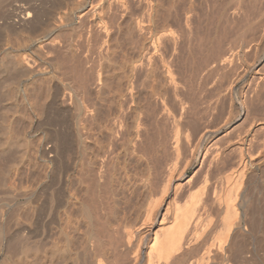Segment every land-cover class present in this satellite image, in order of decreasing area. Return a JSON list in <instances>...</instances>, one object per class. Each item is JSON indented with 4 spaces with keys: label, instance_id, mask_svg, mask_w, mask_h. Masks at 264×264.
Returning a JSON list of instances; mask_svg holds the SVG:
<instances>
[{
    "label": "bare ground",
    "instance_id": "obj_1",
    "mask_svg": "<svg viewBox=\"0 0 264 264\" xmlns=\"http://www.w3.org/2000/svg\"><path fill=\"white\" fill-rule=\"evenodd\" d=\"M126 1L0 0V264H247L252 258L264 264V243L261 247L257 238L259 234L264 236V205L259 203L264 191L261 188L263 192L258 194L259 187L251 188L255 184L249 175L255 172L249 174L248 169V158L252 160L259 154L258 148H264L263 140L257 152L253 147L261 140L255 141L257 136L264 134V102L260 100L264 95L259 92L264 88V75L254 76L255 83L249 81L254 84V95L249 102L246 97H250L252 88L243 93L248 105L243 104L238 113L234 110L236 115L231 102V110L222 112L225 94L231 90L219 92V78L218 92L215 88L212 92L209 86L216 83L210 81L213 73L220 70L225 75L227 67L237 65L233 63L253 46L241 40L237 46L232 44L233 48L227 45L222 49L225 44H220L221 50L218 41L220 50L199 59L203 62L198 72V62L193 65L197 74H192L197 76H185L189 82L198 77V85H193V80L188 84L182 77L186 71L181 74L182 66L177 70L181 64L171 50L182 37L176 35L180 41L174 40L175 34L164 27L170 12L173 14L170 4V12L167 7L164 10L170 17L160 11L167 18L163 19L167 33L158 32L156 38L163 34L166 42L174 41L172 47L162 40L165 48L172 47L171 56L168 54L172 59H164L168 51L161 53L164 84L155 90L161 83L156 81L157 87L151 83L155 102H149V94L147 103L140 104L143 99H137L135 85L137 88L138 82L147 78L142 69L150 68H143L139 59L126 53H121L117 61L109 45L112 31L121 29L118 25L115 29L118 21H112L122 9H134ZM241 2L229 6L230 16L242 15ZM151 9L143 10L149 16ZM245 11L243 16L247 18ZM263 13L252 17L256 18L252 23L259 43L264 37ZM192 15L183 17L184 21L175 17L187 25L194 23ZM131 16L132 38L134 34L144 35L140 32L148 27L145 24L142 29V23H146L142 20L150 16L138 15L142 20ZM175 19L168 27H177L179 20L176 23ZM187 29L179 30L188 36L191 31ZM180 32L179 36L184 35ZM191 34L188 37H193ZM140 36L131 39L140 40ZM133 48V54L137 52L138 56L139 50ZM150 61L155 67V61ZM157 67L160 68L157 65L154 69ZM140 70L144 76L137 82L142 76V71L137 75ZM234 82L230 80L232 88ZM208 89L214 94L207 95ZM106 97L110 100L105 101ZM102 101L109 102L108 110L101 109ZM233 119L239 122L234 129L242 132L235 134L234 126L230 128ZM40 131L46 134L41 136ZM258 165L254 170L264 171V161ZM120 188L129 193L132 201L122 216L115 213ZM217 220L220 226L213 232Z\"/></svg>",
    "mask_w": 264,
    "mask_h": 264
},
{
    "label": "rangeland",
    "instance_id": "obj_2",
    "mask_svg": "<svg viewBox=\"0 0 264 264\" xmlns=\"http://www.w3.org/2000/svg\"><path fill=\"white\" fill-rule=\"evenodd\" d=\"M131 1V2H130ZM136 1V3H133V2H135ZM135 1H133V0H127L126 1V5L128 4V6H130V5H132V7L134 6V9H135V11H134V9L131 11V9L132 8H130V7H128V10H130V13H127L126 14V12H129L127 9H125L124 11H123V9H122V11H121V9H119L121 12H123L124 13V15L122 14L121 16H123L122 17V20L120 21L121 22V24H120V22H119V15L121 14V12H120V14H119V10H117L116 11V15L117 14H119L118 15V18L116 19V17H114V19H116V20H113L112 22H116V21H118V22H116V24H114V26L116 25H118V27H120L121 26V29H117L118 27H114L115 29H117V30H115V31H112V39H110L111 41L109 42V45L112 47V51H111V49L109 50V53H110V51H111V53H112V56L117 60V58L119 59V57H120V55H122L121 53H126L125 55L127 56L128 55V57L130 56V58H131V56H132V58L133 57H136L137 59H139L140 61H141V63H143V65H144V67H143V65H141V69H142V67L143 68H145V66L147 67V68H145V69H149V70H144V69H142L143 71H144V73L146 74L145 76H147V78L146 77H143L144 75L142 74L143 73V71L142 70H140V71H138V74L137 75H141L142 74V76H138V79H140V80H137V82L138 81H141L142 80V78L141 77H143V79H144V81H141V82H138L139 83V85L137 84V88H136V85H135V89H136V92H137V99H140L139 100V102H141V99H143L142 100V102L140 103V104H144V103H147L146 102V99H148V98H150L151 96H154L155 97V94H152V93H154V91L155 90H158V89H160L162 86H163V84H164V82L163 81H161V79H163L162 78V76L165 74V73H163L164 71H163V68H161L162 66V62H161V60H162V57H161V53H165V52H167L168 51V53H165V54H167V55H163V57H164V59L165 60H167V58H168V60H171L172 58L170 57L171 56V53H172V51H170V49L173 47V45H172V43L174 42V41H170L171 42V44L170 43H168V41L166 42V40L164 39V38H162V35H157V38H156V34L158 33V34H160V33H163L162 31H164V33H167L166 31H169V32H171L172 31V33H174L173 35L175 36V38H174V36H173V38H174V40L176 39V40H178V41H180L179 39L182 37V40H183V36L185 35L186 36V34H184V32H187L186 30H188L187 28H189V30L191 31V35H193V37L191 36V37H188V36H190V34L189 33H187V35L188 36H186L185 37V40L184 41H182L181 40V42H176L175 43V46H176V44H177V47H175V48H172L171 50H173L174 52V54L172 53V55L174 56L175 54V56H177V60H176V62H180V64L181 65H178V66H180V67H178V66H176V62H174V64H175V66L177 67V70L178 69H180L181 70V66H182V69L183 70H181L182 72H181V74L182 73H184V71H186L185 73L187 74V75H185V73H184V75L182 76V77H184L185 79H189V77L188 78H186L185 76H188L190 73H191V78H194V76H197V75H193L194 73L195 74H197V72L200 70L199 69V65H201V63L203 62V61H201V60H203L204 58H206L205 56H209V54H208V52H210V54H214V52L216 53V52H218V50H220L221 48H220V44H222V45H224L225 44V46H223V48L222 49H224L225 47H227V45H228V48H229V46H231L230 48H233V47H235V46H237L238 45V43L240 44V42H243V41H241V40H244V42H246L247 41V43L248 42H250L251 43V46H253V47H251L250 48V50H248V51H246L243 55L244 56H242V58L241 59H239V61L237 62V61H235L233 64H237V65H234V67H233V65H231L230 66V69H229V67H227L228 68V71L225 69H221V70H224V71H227L226 73L225 72H223L225 75H222V72L220 73V70H219V72L217 73H213L210 77H212L211 78V80H210V78H207V80L209 81H213V83H215V84H213V86H212V84L211 85H209L211 88H210V90L212 91V92H214L215 90H216V92H218V88L219 87H221L222 86V88L219 90V92L222 90H224V89H226L229 93L228 94H230V95H228L227 93V95L228 96H226V94L224 93V92H226V90L223 92L224 94H225V98L223 99V101L224 102H222V104H225L224 105V107L225 108H223V114L225 113V112H228L229 110H233V115H236L241 109H242V107L244 106L243 104H245L246 106L248 105L247 104V101H249L250 102V98H252V96L254 95V93L252 92V90H253V86H254V84L253 83H255V81L254 80H256L257 78L256 77H254V76H258V77H260V76H262V75H264V37H263V40L259 43V41L257 42V38H256V30H255V25H254V23H252V22H254V20L257 18V17H259V14L261 15V13H263L264 12V1L263 0H241L240 2L242 3L241 5H244L243 6V13H241L242 15H240V14H238L235 18L234 17H232V15L230 16V14H231V11H232V8H230L231 6H234L233 4H234V2L236 3V5L238 4V3H240L239 2V0H238V2H237V0L235 1V0H150L151 1V3H150V1L148 0V2L150 3V5L148 4V5H146L148 2L146 1L145 3H144V1L143 0H140V3H141V1H143V3L145 4V5H143V3L141 4V6L139 5V7H137L138 6V3H139V1L138 0H135ZM224 1V2H223ZM230 1H231V3H230ZM257 1V2H256ZM129 2V3H128ZM213 2V3H212ZM243 2H244V4H243ZM254 2V3H253ZM261 2V3H260ZM263 2V3H262ZM133 3V4H132ZM139 3V4H140ZM221 3V4H220ZM233 3V4H232ZM248 3V4H247ZM249 3H251V4H249ZM252 3H253V5H254V7H253V5H252ZM104 4V3H103ZM106 4V3H105ZM104 4V6H103V8H107L106 6L107 5H105ZM130 4V5H129ZM136 4V5H135ZM152 4V5H151ZM170 4H171V10L173 11V14H171L172 12H170ZM230 4V5H229ZM232 4V5H231ZM260 4V5H259ZM172 5H173V7H172ZM174 5H175V7H176V10L175 9H173L174 8ZM177 5V6H176ZM212 5H214V6H212ZM220 5V6H219ZM245 5H246V7L247 8H245ZM249 5H250V7H249ZM252 5V6H251ZM256 5V6H255ZM135 6H136V8H138V9H136L135 8ZM147 6V7H146ZM230 6V7H229ZM148 7L149 8H152L151 9V15H150V13H149V16H147L148 14H145V13H147V11H149L148 10ZM156 9H155V8ZM169 9V12H170V15H171V17H170V15L168 16V14H167V12H165L164 13V10L165 11H167L168 9ZM202 7H203V9H202ZM221 7V8H220ZM226 7L228 8V10L226 9ZM130 8V9H129ZM147 9V11H145V10H143V9ZM156 10H154V9ZM182 8V9H181ZM188 8V9H187ZM190 8H192V10L190 9ZM201 8V9H200ZM244 8H245V10L247 9V12H248V14H249V16H247V18H246V15L245 16H243L244 15V13L246 12L245 10H244ZM249 8V9H248ZM256 8V9H255ZM186 9H187V11H186ZM195 9V10H194ZM200 9V10H199ZM218 9V10H217ZM220 9V10H219ZM230 9H231V11H230ZM137 10V11H136ZM183 10H184V12H183ZM189 10H191V11H194V13L193 14H195V15H192V13H190V11ZM214 10V11H213ZM104 11H106V9H104ZM143 11H145V12H143ZM153 11H155V15H154V12ZM160 11H163V13L165 14V15H167L166 17H170V18H172V19H170V18H163V16H161L163 13L162 12H160ZM177 11V12H176ZM179 11V12H178ZM196 11V12H195ZM219 11V12H218ZM224 11H229L230 13L228 14V13H226V12H224ZM257 12V13H255V12ZM260 11H262V12H260ZM134 12L136 13L137 12V14L138 15H140L141 17H143V16H145V17H143V18H146V16L147 17H149V18H146V19H141L140 18V16H138L137 14H134ZM141 12L142 13V15L141 14H139V13ZM156 12H157V14H156ZM168 12V13H169ZM176 12V13H175ZM215 12V13H214ZM254 12V13H253ZM131 13H133V14H131ZM177 13H179L180 15H182V17L181 16H179ZM188 13V15L190 14V15H192V16H194L193 18L194 19H192V17H191V19L194 21V23H193V21H192V23L193 24H190L188 21H186V22H188L189 24H187L186 25V23L184 22L183 23V21H184V18L186 17V19H187V17H188V15L186 16V14ZM219 13V14H218ZM221 13V14H220ZM225 15H224V14ZM251 13V14H250ZM253 13V14H252ZM129 14H131V15H135L136 17H139L142 21H145L146 20V23H142V29H145V27H146V25H147V30L145 29V30H141L142 32H146V33H142V32H140V34L142 35V34H144V35H142V36H140V35H137V36H135V34H134V37H139L140 36V40H139V38H137V40H139V44H138V46H140L141 47V45H142V47L141 48H143V50L141 49V48H138V46H136V44H135V42H137L138 43V41L136 40H132V39H135L134 37L132 38V23H130V18L132 17L131 15V17L129 16ZM144 14V15H143ZM175 14V15H174ZM203 14V15H202ZM205 14V15H204ZM215 14V15H214ZM217 14V15H216ZM229 15V17H230V20H229V17H228V15ZM245 14H247V13H245ZM257 14V16H255L256 18H253L252 19V17H254V15H256ZM103 15H106V14H103ZM226 15H227V17H226ZM127 16V17H126ZM153 16V17H152ZM157 16V17H156ZM173 16H174V19L178 16V17H181L180 19L181 20H183V21H181L180 19H175L176 21V23L178 22L177 20H179V22H178V25H177V27L176 26H171V25H169V27H168V24H169V22L171 21V23L173 22L174 23V19H173ZM176 16V17H175ZM203 16V17H202ZM263 16H264V13H263ZM154 17H156V18H154ZM165 17V16H164ZM184 17V18H183ZM197 17V18H196ZM202 19H201V18ZM214 17V18H213ZM221 17H224V18H221ZM239 17H241V18H239ZM245 17V18H244ZM250 17V18H249ZM133 18H134V16L132 17V20H133ZM200 18V19H199ZM217 18H218V20H217ZM225 18H227V19H225ZM231 18H233L232 20H231ZM237 18V19H236ZM243 18V19H242ZM96 19H98V17L96 18ZM121 19V18H120ZM152 19V21H150ZM154 19H156L155 21H153ZM163 19H167L166 21L168 22H166L165 20L163 21ZM169 19H170V21H169ZM185 19V20H186ZM224 19H225V21H224ZM239 19V20H238ZM241 19V20H240ZM131 20V22H133ZM147 20H149L150 21V23H149V21H148V23H147ZM173 20V21H172ZM198 20V21H197ZM219 20H221V21H219ZM227 20V21H226ZM237 20V21H236ZM244 20V21H243ZM249 20H250V22H249ZM232 21H233V23H232ZM241 21V22H240ZM247 21H248V23H247ZM114 22V23H115ZM167 24H166V23ZM215 22H217V23H215ZM220 22V23H219ZM234 22H236L235 24H234ZM246 22V23H245ZM118 23V24H117ZM129 23H130V26H129ZM170 23V24H171ZM196 23V24H195ZM223 23V24H222ZM240 23V24H239ZM241 23H242V26H241ZM120 24V25H119ZM146 24V25H145ZM166 24V25H165ZM179 24H180V26L182 27V28H179L180 26H179ZM220 24V25H219ZM227 24V25H226ZM230 24V25H229ZM236 25V26H234V25ZM247 24V25H246ZM249 24V25H248ZM253 24V25H252ZM145 25V26H144ZM165 25V26H164ZM186 25V26H185ZM192 25V26H191ZM229 25V26H228ZM233 25V26H232ZM166 27L165 28V30H164V27ZM170 26H171V28H170ZM179 26V27H178ZM188 26V27H187ZM190 26L193 28H190ZM240 26H241V28H240ZM250 26V27H249ZM254 26V27H253ZM129 27V28H128ZM130 27H131V29H130ZM158 29H157V28ZM185 27H186V29H185ZM228 29H227V28ZM230 27H231V29H230ZM234 27H236V28H234ZM243 27V28H242ZM252 27H253V29H252ZM128 28V29H127ZM153 28H154V32H153ZM170 28V29H169ZM235 30H234V29ZM245 28V29H244ZM179 29H184V32H183V30H182V32H180L181 30H179ZM196 29V30H195ZM250 31H249V30ZM128 30V31H127ZM129 30L131 31V34L130 33H128L129 32ZM178 30H179V32L181 33V34H184V35H182V36H179L180 34H179V32H178ZM221 30H223V31H221ZM225 30H227V31H225ZM240 30H242L241 32H240ZM245 30V31H244ZM253 30V31H252ZM236 31V32H235ZM115 32V33H114ZM153 34H152V33ZM196 32V33H195ZM249 32V33H248ZM194 33V34H193ZM200 33V34H199ZM222 33H224V34H222ZM155 34V35H154ZM179 34V35H178ZM229 34H230V36H229ZM233 34H235V35H233ZM131 35V36H130ZM153 35V36H152ZM176 35H177V38H179V39H177L176 38ZM198 35V36H197ZM201 35V36H200ZM227 35V36H226ZM233 35V36H232ZM249 35V36H248ZM146 36H147V38H146ZM160 36V37H159ZM179 36V37H178ZM195 36V37H194ZM220 36H222L221 38H219ZM226 38H225V37ZM252 36V37H251ZM160 39H159V38ZM204 37V38H203ZM132 38V39H131ZM153 38V39H152ZM155 38V39H154ZM186 38H191L190 39V41H191V43H190V41L188 40L187 41V39ZM198 38H200L199 40H201V41H199L198 40ZM225 38V39H224ZM229 38V39H228ZM240 38V39H239ZM148 39V40H147ZM152 40V43H151V40ZM157 39H159V42L162 44L163 43V41L165 42V43H163V44H165L166 45V43H167V45L169 46V44L172 46L171 48L170 47H168V46H166V48H165V45H160L159 44V42H158V44H157V42H155V41H158ZM217 39H219V40H217ZM236 39V40H235ZM163 40V41H162ZM221 40V41H220ZM224 40V41H223ZM226 40V41H225ZM132 41L134 42V43H132ZM162 41V42H161ZM199 41V42H198ZM203 41V42H202ZM220 43H219V42ZM235 41H236V43L237 44H235ZM145 42V43H144ZM149 42L152 44V45H154V47L151 45V44H149ZM184 42H186V43H184ZM219 43V48H218V43ZM228 42H231V43H228ZM234 42V43H233ZM153 43H155V44H153ZM178 43H180V44H178ZM196 43V44H195ZM198 43V44H197ZM207 43V44H206ZM212 43H214V44H212ZM227 43V44H226ZM157 44V45H156ZM174 44V43H173ZM184 44H186V45H184ZM189 44V45H188ZM190 44H191V46H190ZM199 44H200V46H199ZM204 46H203V45ZM216 44V45H215ZM235 45V46H233V45ZM253 44V45H252ZM133 45H135V46H133ZM147 45V47L149 48H147V47H145ZM151 47H150V46ZM156 45V46H155ZM179 45V46H178ZM211 45V46H210ZM213 45V46H212ZM261 45V46H260ZM159 46H162V47H159ZM182 46V47H181ZM190 46V47H189ZM215 46V47H214ZM233 46V47H232ZM257 46V47H256ZM262 47V48H260V47ZM133 47H137L136 48V50L138 51V53L140 52L141 53V51H142V53L140 54H137L138 56H135L136 55V50H135V54H133L134 53V48ZM153 47V48H152ZM165 49H164V48ZM179 47V48H178ZM197 47V48H196ZM222 47V46H221ZM146 48H147V50H146ZM150 48H152V49H154V51L153 50H150ZM159 48H161V50H163V52L159 49ZM163 48V49H162ZM193 48V49H192ZM209 48H211V49H209ZM215 48V49H214ZM141 49V50H140ZM159 49V50H158ZM182 49V50H181ZM199 49V50H198ZM213 49V50H212ZM216 49H217V51H216ZM221 49V50H222ZM227 49V48H226ZM144 50H146V51H148V50H150L149 52H146L147 54L145 55H143V53H145L144 52ZM175 50H177L176 52H175ZM178 50H180V51H178ZM191 50H193V51H191ZM200 50H202V51H200ZM213 52H212V51ZM158 51H161V52H158ZM165 51V52H164ZM152 52H155V53H152ZM169 52H170V56L168 55L169 54ZM190 52V53H189ZM202 52V53H201ZM149 53L152 55V54H154L155 56H159L158 58L156 57V59H154V58H152L150 55H149ZM189 53V54H188ZM193 53V54H192ZM197 53V54H196ZM200 53V54H199ZM205 53V54H204ZM181 54V55H180ZM144 56V58H147V59H145L144 60V58H143V56ZM184 55V56H183ZM204 55V56H203ZM167 56V57H166ZM171 58V59H169V57ZM188 56V57H187ZM124 57V56H123ZM139 57V58H138ZM180 57V58H179ZM185 57V58H184ZM199 57V58H198ZM202 57H204V58H202ZM136 58H133V59H136ZM143 59V62H142V59ZM150 58V59H149ZM160 58H161V60H160ZM178 58H179V60L180 61H178ZM191 58V59H190ZM120 59H121V57H120ZM148 59H149V61H148ZM154 60L155 62H156V64H155V62H154V65H155V67L157 66V65H159L160 66V68H156V70L154 69L155 67L153 66V64H152V62L153 61H150V60ZM186 59H188V60H186ZM195 59H196V61H195ZM199 59H201V60H199ZM148 62H147V61ZM183 60V61H182ZM198 60V61H197ZM117 61H119V60H117ZM144 61H145V63H146V65H145V63H144ZM158 61L160 62L159 64H157L158 63ZM195 61V62H194ZM200 61V62H199ZM194 62V63H193ZM198 62V63H197ZM149 63H151L150 65H149ZM189 63H191V64H189ZM195 63H197L196 64V68H198V69H196V71H194L195 70ZM200 63V64H199ZM150 66H148V65ZM194 65V66H193ZM173 67L174 69H175V71H176V67ZM248 66H250V67H248ZM188 67V68H187ZM191 67V68H190ZM234 68V69H233ZM161 69H162V71H161ZM188 69H191L190 71L191 72H188ZM233 69V70H232ZM150 70H154L153 72H150ZM159 70V71H158ZM193 70V71H192ZM229 70H231V72L229 71ZM235 70V71H234ZM142 71V72H141ZM146 71V72H145ZM158 71V73H156ZM245 71V72H244ZM140 72H141V74H140ZM155 72V73H154ZM160 72V73H159ZM234 72V73H233ZM239 72V73H238ZM150 73H153V76L150 74ZM163 73V74H162ZM176 74H179L178 73V71H176L175 72ZM189 73V74H188ZM193 73V74H192ZM228 73V74H227ZM229 73H233L232 75H230ZM148 74H150V77H148L149 75ZM181 74L179 75V76H181ZM220 74V75H219ZM238 76H237V75ZM242 74V75H241ZM262 74V75H261ZM215 75V76H214ZM227 75V76H226ZM230 75V76H229ZM244 75V76H243ZM165 76V75H164ZM198 76H199V74H198ZM224 78H223V77ZM237 76V77H236ZM140 77V78H139ZM220 77H221V79H220ZM240 77V78H239ZM250 77H251V79H253V81L250 79ZM146 78V79H145ZM153 78V79H152ZM190 78V79H191ZM196 78V77H195ZM215 78V79H214ZM219 78V80H221V85L219 84V80H217ZM235 78V79H234ZM238 78V80H236ZM254 78H256V79H254ZM159 79V80H158ZM213 79V80H212ZM229 81H228V80ZM232 79H233V81H235L234 83L235 84H233L234 86H233V88L229 85V83H230V80L232 81ZM250 79V80H249ZM164 80V79H163ZM193 80V79H192ZM192 80H190V82H189V80L187 81L188 82V84L190 83L191 84V82H192ZM216 80V81H215ZM225 80H227V81H225ZM244 80V81H243ZM157 81V83H158V81H159V83H158V88H156L157 86V84H155V82ZM197 82L198 81V77H197V79H195V80H193V82ZM215 81V82H214ZM223 81H225V82H223ZM253 82V83H250V82ZM154 82V85L156 86H153V88L155 87L156 89L153 91L152 90V85L153 84H151V83H153ZM163 82V83H162ZM193 83V85H198V82L197 83ZM223 82V83H222ZM227 82V83H226ZM248 82L250 83V85H251V87L249 88L248 86H249V84H248ZM115 82L113 81L112 82V85L114 84ZM210 83V82H209ZM224 83H226V84H224ZM224 84V85H223ZM253 84V85H252ZM215 85V86H214ZM217 85V86H216ZM220 85V86H219ZM226 85V86H225ZM236 85V86H235ZM150 86H151V89H150ZM161 86V87H160ZM219 86V87H218ZM229 86L231 87V88H229ZM195 87H197V86H195ZM246 87H248V88H246ZM212 88H215V90L214 89H212ZM227 88H229V89H227ZM242 88V89H241ZM245 88H246V90H245ZM252 88V89H251ZM134 89V90H135ZM233 89V90H232ZM249 89H251V91L249 90ZM264 89V88H263ZM263 89H261V91L259 90V92H262L263 91V95H264V90ZM209 89H208V91L206 90V92L208 93L209 91H210ZM145 91H146V95H145ZM151 93H150V92ZM153 91V92H152ZM245 91H247V92H249L248 93V95L250 96V97H246V98H249V99H247V101H246V103H244V101L246 100V99H244L245 97H244V94L245 93H247V92H245ZM205 92V94H207ZM245 92V93H244ZM253 94H252V93ZM148 93V94H147ZM215 93V92H214ZM214 93H208L207 95H209V94H214ZM222 93V94H223ZM239 93V94H238ZM244 93V94H243ZM149 94H151L150 95V97H149ZM243 94V95H242ZM252 94V95H251ZM262 94L261 93H259V95L260 96H262ZM148 95V96H147ZM143 96H146V98H143ZM230 96V97H229ZM232 96V97H231ZM246 96H247V94H246ZM61 98H62V96H60ZM148 97V98H147ZM228 97H229V99H230V101L228 100ZM244 100H243V99ZM262 98V99H261ZM260 98V100H262L261 102H264L263 100V98H264V96H262ZM49 99H50V97H49ZM150 99H152V100H149V102L151 101L152 102V104H153V102H155L154 101V99H153V97H151ZM243 101H242V100ZM106 100H110V98H108L107 99V97L105 98V101ZM147 100V101H148ZM259 100V101H260ZM138 101V100H137ZM145 101V102H144ZM226 101V102H225ZM150 102V103H151ZM230 102H231V106H230ZM241 102V103H240ZM248 102V103H249ZM261 102H259V103H261ZM102 103H103V101H102ZM104 103H106L107 104V106H105V104ZM103 103V105H104V107H103V105L101 106L102 108L101 109H103L104 111H106V110H108V103L109 102H104ZM221 103V102H220ZM226 103H227V105H226ZM263 104V103H262ZM232 105H233V108H231L230 109V107H232ZM260 105V104H259ZM230 106V107H229ZM235 106V107H234ZM263 107H264V105H262ZM107 109H106V108ZM227 107H229V109L227 108ZM106 110H105V109ZM224 109H225V111H224ZM237 109H240V110H237ZM228 110V111H227ZM237 111V113L235 112V111ZM65 117V116H64ZM129 118V117H128ZM238 121L237 120H235V119H233L232 120V122H230V128H232L234 125L235 126H239V125H236V124H238L237 123ZM233 127V130H236V129H234V128H236V127ZM241 127V126H240ZM239 127V128H240ZM238 128V127H237ZM242 128V127H241ZM223 130H225V128H223ZM238 130V129H237ZM235 131V132H237V133H235V134H238L239 132H242L241 130L242 129H239L240 131L238 132V131ZM233 133H234V131H232ZM38 134H40L41 136L42 135H44V134H46V131H40ZM260 135V134H259ZM258 135V136H259ZM261 135H264V134H261ZM260 135V137L261 138H259L258 136H257V138H256V140L255 141H257L258 139H261V140H258L257 142H258V144L257 143H255V146H253L254 148H252V152H253V149H254V151L258 148V146H259V143L261 144V141H262V143H264V138H262L263 136H261ZM257 145V146H256ZM264 145V144H263ZM260 151H259V154H256V156H254L253 158H252V160L251 159H249L248 158V163H249V166H248V169L250 170H248L249 171V174L250 173H256V175H254V174H250L249 175V177L251 178V176H252V180H253V182H252V184H255V185H253L251 188H254L255 186H257V187H259V188H257V193L259 192H263L264 191V185H262V187H261V184H259V181H260V183H262V184H264V182L262 181L263 180V178L264 177H262V174L264 173V171H259V170H254V167L257 165V166H259L258 164H261L262 163V161H264V148L263 147H261V148H258ZM255 152H257V150L255 151ZM263 154V155H262ZM259 158V159H258ZM254 160V161H253ZM250 161V162H249ZM253 161V162H252ZM254 171H253V170ZM261 169V168H260ZM190 172H191V170H190ZM261 174H260V173ZM263 172V173H262ZM260 174V175H259ZM253 175H254V177H253ZM258 175V177H256V180H254V178H255V176H257ZM259 176H260V180H258L259 179ZM264 176V175H263ZM258 178V179H257ZM257 183V185H256V183ZM258 181V182H257ZM258 184L260 185V186H258ZM261 188H262V190H261ZM260 189V190H259ZM123 191H124V193H123ZM253 191L255 192V190L253 189ZM258 193V194H259ZM118 194L119 195H117L118 197H117V199H120L119 197H121V199L120 200H117L119 203H117V205H116V210H115V213H116V215H118V216H122V214L128 209L129 210V208L131 207V203H132V201H131V196L129 195V193L127 192V191H125L124 189H118ZM255 196V195H254ZM253 198H255V197H253ZM257 200V199H256ZM259 200H261L262 202H263V200H262V198L261 199H259ZM259 200H258V202H259ZM261 201L259 202L260 204H262V205H264L263 203H261ZM256 203L257 205H260L259 203ZM262 205H260V207L262 206ZM118 206V207H117ZM118 208V209H117ZM263 208H264V206H263ZM262 209V208H261ZM125 210V211H124ZM127 210V211H128ZM121 212H123V213H121ZM263 214H264V209H263ZM264 217V216H263ZM219 222H218V220H217V224H218ZM220 224V223H219ZM217 225V227L215 226L214 228H213V232H215V230H216V228H219V226L220 225ZM216 225V224H215ZM264 231V230H263ZM212 232V233H213ZM261 234H259V236L257 237L259 240V242H260V246L262 247L263 245V243H264V236H260ZM262 235H264V234H262ZM263 238V239H262ZM241 239H238V241H240ZM263 241V242H262ZM262 242V243H261ZM248 244V243H247ZM250 246V245H249ZM264 247V246H263ZM248 248H250V247H248ZM263 250H264V248H262ZM260 256H261V254H260ZM263 260H264V258H263V256L261 257ZM256 259H249V260H247V264H259V261H255ZM264 262V261H263Z\"/></svg>",
    "mask_w": 264,
    "mask_h": 264
}]
</instances>
